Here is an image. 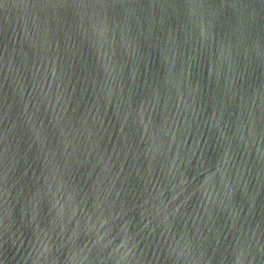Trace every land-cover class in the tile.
Wrapping results in <instances>:
<instances>
[{
  "label": "water",
  "instance_id": "obj_1",
  "mask_svg": "<svg viewBox=\"0 0 264 264\" xmlns=\"http://www.w3.org/2000/svg\"><path fill=\"white\" fill-rule=\"evenodd\" d=\"M0 264H264V0H0Z\"/></svg>",
  "mask_w": 264,
  "mask_h": 264
}]
</instances>
